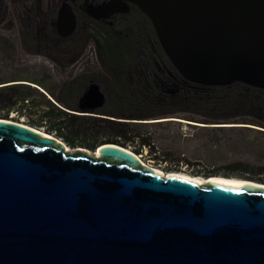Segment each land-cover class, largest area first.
<instances>
[{
	"label": "water",
	"instance_id": "95a60500",
	"mask_svg": "<svg viewBox=\"0 0 264 264\" xmlns=\"http://www.w3.org/2000/svg\"><path fill=\"white\" fill-rule=\"evenodd\" d=\"M125 2L185 82L264 91V0H114L93 17ZM68 19L61 11L54 24L61 37L74 30ZM105 102L91 83L68 113L94 116ZM161 119L181 122H141ZM55 140L0 118V264H264V189L254 181L163 178L126 147L67 152Z\"/></svg>",
	"mask_w": 264,
	"mask_h": 264
},
{
	"label": "trees",
	"instance_id": "16d2710c",
	"mask_svg": "<svg viewBox=\"0 0 264 264\" xmlns=\"http://www.w3.org/2000/svg\"><path fill=\"white\" fill-rule=\"evenodd\" d=\"M103 32L99 33V47L96 49L99 62L83 59L81 73H69L60 78L59 67L64 68L67 65L64 62L67 60L65 53L71 42L57 40L45 30L36 34L28 27L22 28L21 51H29L30 47H36L38 44L42 48L43 57L53 63V71L56 72L50 73L42 68L24 78L16 75L0 76V118L14 122L23 119L25 125L52 134L65 141L71 148L83 147L93 151L99 145L114 143L127 149L132 147L131 151L138 155L142 154L144 148H148L151 160L160 163L167 160L165 157L153 156L156 153L151 148L152 139L147 136L145 129L175 123L148 124L142 123V120L160 119L180 113L185 115L181 120L186 121V125L202 135L206 144L216 143L218 135L227 132L250 131V128L244 125L263 128L259 122L232 120L237 113L243 117L247 112L264 118L263 90L242 84L224 88L189 85L190 87L181 89L176 97L170 98L152 85L151 62L155 55L151 54L147 37L141 34L142 28L134 27V30L130 31L135 38L116 37L110 30ZM138 35H141L142 39H139ZM33 37L40 42H34ZM0 55V61L9 63L19 56V51L12 42L0 40ZM92 82L100 86L107 97L108 108L112 109L102 112L101 115L120 119L119 114L127 110V118L140 121L121 122L104 117L68 113L67 110L76 109L79 97ZM176 123L181 126V122ZM99 125H102L106 132L115 131L117 135L97 140L95 128ZM238 125L243 126L237 127ZM88 127L91 129L89 132ZM212 175L209 173L206 177Z\"/></svg>",
	"mask_w": 264,
	"mask_h": 264
},
{
	"label": "rangeland",
	"instance_id": "374dc122",
	"mask_svg": "<svg viewBox=\"0 0 264 264\" xmlns=\"http://www.w3.org/2000/svg\"><path fill=\"white\" fill-rule=\"evenodd\" d=\"M22 28L17 26L0 28V40L6 39L12 42L19 51V56L13 58V62L3 63L0 61V76L16 75L24 78V76H30L31 73H37L42 68L52 73L53 65L42 54H37L35 47H30L29 51H21L20 36ZM94 51L95 45L91 42L84 59L92 60L95 63ZM1 58L2 56L0 55V60ZM82 63L79 64L80 69L82 68ZM58 74L60 78L67 75V73L60 70ZM177 114L167 117L181 121V126L177 125L179 124L176 123L177 121L166 119L147 122L148 124L157 122H172L175 124L151 126L145 129L147 136L152 139L151 148L156 153L153 156L165 157L167 161L165 163L154 162L149 157V149L144 148L142 154L139 155L144 159H142L144 162L162 170L164 173H183L197 178H205L206 174L210 173L264 184V123H262L264 118L262 116L247 112L245 116L240 117L238 116L240 113H237L235 117H232L234 122L255 121L259 122L260 124H258L263 128L244 125L249 127L250 131L227 132V134L218 135L216 143L206 144V139L202 135L186 125V121L181 120L182 116L185 115ZM13 116L11 115V117ZM18 123L24 124L23 119H20ZM240 126L243 125H238L237 127ZM88 128L87 132L91 130L90 127ZM95 132H97V135H95L97 140L117 135L115 131L106 132L102 125L96 127ZM131 148H128V150L131 151ZM165 154L167 155L163 156Z\"/></svg>",
	"mask_w": 264,
	"mask_h": 264
},
{
	"label": "flooded vegetation",
	"instance_id": "af4514ba",
	"mask_svg": "<svg viewBox=\"0 0 264 264\" xmlns=\"http://www.w3.org/2000/svg\"><path fill=\"white\" fill-rule=\"evenodd\" d=\"M111 1L114 0H0V28L17 26L27 29L28 27L31 32L36 34L45 30L57 40L71 42L69 49L65 53L67 60L64 62L67 65L64 68L59 67V70L67 74H78L82 72L79 64L83 62L91 42L95 45L94 59L99 62V55L96 49L99 47L100 32L104 33L103 30H110L111 34L116 37L135 38L131 32L134 27H140L143 30L141 34L147 37L151 54L155 55V59L151 62L153 87L170 98L176 97L181 89L190 87L189 85L192 84L185 82L169 64L161 50L150 21L136 6L128 4L127 9V2H125L126 8L119 7L122 11L111 15L105 20H97L93 17V14H97L100 12L99 10L104 9L103 5H107ZM61 11L68 15L69 21L74 22L73 32L66 37H61L54 27ZM27 36L29 37L28 32ZM137 37L142 39L141 35ZM32 40L40 42L36 41L34 37ZM41 51L42 48L37 44L35 52L42 54ZM51 64L53 65L52 62ZM100 91L102 92L101 88ZM103 95L105 96L104 93ZM105 100L104 106L95 111L98 117H104L106 115H101L102 112L112 110L108 108L106 96ZM119 116L127 118V110L121 112ZM65 144L67 145L66 142Z\"/></svg>",
	"mask_w": 264,
	"mask_h": 264
},
{
	"label": "bare ground",
	"instance_id": "6f19581e",
	"mask_svg": "<svg viewBox=\"0 0 264 264\" xmlns=\"http://www.w3.org/2000/svg\"><path fill=\"white\" fill-rule=\"evenodd\" d=\"M39 132L41 133V135L43 137L55 140V138H53L52 136L45 135V133L42 130H39ZM55 142L57 144H61V145L65 146V149L67 152L70 151L68 146L64 145V143L60 139H56ZM125 149L128 150L127 148H125ZM136 157L140 160V162L146 168H148L149 170H151L155 174L162 176L163 178H175V179H180V180H184V181L194 182V183H197L200 185L211 182L212 184H215V185L235 186L236 187V186H242V185L247 183L245 181L246 179H238V178H232V177L215 176L213 178H210L209 180H206L205 178L191 177V176L185 175L183 173H164L162 170H159L153 166H150L146 162H144L139 155H136ZM253 184H254V186H256L258 188L264 189V184H262V183H258V182L254 181Z\"/></svg>",
	"mask_w": 264,
	"mask_h": 264
}]
</instances>
